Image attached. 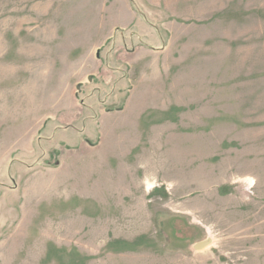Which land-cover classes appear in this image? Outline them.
<instances>
[{"label": "rangeland", "instance_id": "obj_1", "mask_svg": "<svg viewBox=\"0 0 264 264\" xmlns=\"http://www.w3.org/2000/svg\"><path fill=\"white\" fill-rule=\"evenodd\" d=\"M101 4L0 0V264H264V0H176L135 54Z\"/></svg>", "mask_w": 264, "mask_h": 264}, {"label": "crops", "instance_id": "obj_2", "mask_svg": "<svg viewBox=\"0 0 264 264\" xmlns=\"http://www.w3.org/2000/svg\"><path fill=\"white\" fill-rule=\"evenodd\" d=\"M101 1H102L101 10L103 11V16H104L103 22L105 18L113 19L112 26L107 29L106 33L108 34L102 38L103 44L100 46L101 48H103L105 44H110L112 40H113L112 42L113 45L116 46L121 44L122 48H124L126 50V53L128 54H130L129 52L135 54V52L139 47L145 48L147 50L161 49L162 47H164L166 40H164L161 34L163 30L160 27V25L163 23L164 16L166 17H168L169 15L177 16L175 13L172 12L173 8L171 6L172 2L176 0H101ZM118 3H120V5H118ZM116 11L118 12L116 13ZM124 17H129L130 20L126 22L123 20ZM124 29L129 30V36L115 35L117 31ZM102 30L104 31L103 28ZM136 43L139 44L138 46L135 45L136 50L134 51L132 47ZM100 47H98L94 52L95 60L98 61L100 65L104 66L107 62H109L110 59L113 58V56L99 57L98 49ZM102 70H104V68L103 69L101 68V71ZM93 77L94 76L88 77V80L92 81ZM60 108L62 110L65 109L66 110L65 113H68L66 115L67 120L72 118L71 116L73 114V110L72 109L68 110V108L70 107L66 109V106L62 105L60 106ZM101 117H104V115L99 116V118ZM75 118L76 119L74 120L73 124L79 122L80 120L77 116H75ZM54 121L55 120L53 118H49V120H47L44 126L42 127L44 133H49L50 136L47 139L50 140V143L54 142L53 141L54 133H56L57 131H68L71 128V127L64 128L63 130V128L59 126V124L54 125L55 123ZM94 122L93 124L92 122L87 124L88 129L87 126H84V130L80 131V133L82 134V138L79 139L80 142L76 141L75 144V141L71 142L69 140L70 137H66L64 135L62 139L58 141V143H55L56 146H54V148L60 149L63 146V147H67L66 150L68 151V153L69 152L82 153V152H86L89 148L95 149L101 146L102 144L101 138L98 141L93 140V131L95 127ZM84 125H86V120H84ZM100 125H101L100 122L97 123V126ZM64 155L65 152H61L60 162L58 165L60 167L62 164L61 159H63Z\"/></svg>", "mask_w": 264, "mask_h": 264}, {"label": "water", "instance_id": "obj_3", "mask_svg": "<svg viewBox=\"0 0 264 264\" xmlns=\"http://www.w3.org/2000/svg\"><path fill=\"white\" fill-rule=\"evenodd\" d=\"M208 245V242H202V243H199L195 246L196 249H202L204 247H206Z\"/></svg>", "mask_w": 264, "mask_h": 264}]
</instances>
